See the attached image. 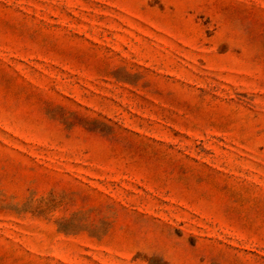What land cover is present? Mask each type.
Masks as SVG:
<instances>
[{
  "label": "rangeland",
  "instance_id": "1",
  "mask_svg": "<svg viewBox=\"0 0 264 264\" xmlns=\"http://www.w3.org/2000/svg\"><path fill=\"white\" fill-rule=\"evenodd\" d=\"M0 264H264V0H0Z\"/></svg>",
  "mask_w": 264,
  "mask_h": 264
}]
</instances>
